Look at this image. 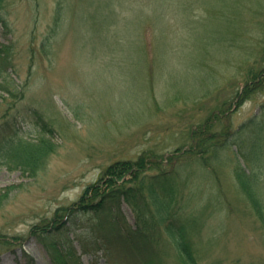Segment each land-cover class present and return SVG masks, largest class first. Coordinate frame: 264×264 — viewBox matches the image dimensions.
Listing matches in <instances>:
<instances>
[{"label":"rangeland","instance_id":"1","mask_svg":"<svg viewBox=\"0 0 264 264\" xmlns=\"http://www.w3.org/2000/svg\"><path fill=\"white\" fill-rule=\"evenodd\" d=\"M100 1L1 4L0 48H8L11 62L0 65V136L15 131L28 141L44 138L51 152L32 176L0 165V234L21 239L0 244V264H54L29 233L33 225H45L58 208L71 206L115 161L186 150L191 128L212 113L221 117L215 136L227 138L212 167L179 157L183 166L170 181L155 182L156 172H146L143 191L152 208L151 186L172 199L171 210L199 250V264H264V222L237 182L236 171L249 166L233 140L264 141V82L245 101L235 98L249 72L264 75V0H204L187 11L174 0H112L103 6L111 13L106 24L95 10ZM139 33L147 56L128 43L133 38L138 47ZM262 161L257 183L264 204ZM107 217L92 209L76 212L49 241L65 251L73 246L81 264H127L91 239V229ZM117 219L134 227L125 201Z\"/></svg>","mask_w":264,"mask_h":264},{"label":"trees","instance_id":"2","mask_svg":"<svg viewBox=\"0 0 264 264\" xmlns=\"http://www.w3.org/2000/svg\"><path fill=\"white\" fill-rule=\"evenodd\" d=\"M118 1L119 4L123 3V0ZM199 1L204 2V0H196L195 2L192 0H174L175 7L182 11H187ZM205 1L209 2V0ZM2 2L3 0H0V7ZM111 2L112 0H102L95 9L104 13L101 15L104 16L101 17V24H106L105 19L111 17V13L104 11V7H110ZM90 3L92 4V1ZM100 4L102 11H100L101 8H98ZM86 7L90 6L86 5ZM62 10L63 7L59 3L56 7L53 23L55 28L61 21ZM153 11L156 13V10ZM88 16L84 14L80 19L86 23L90 20ZM2 20L3 16L0 14V21ZM54 35L53 30L47 39ZM140 35L141 33H139L138 47L134 46L136 41L133 38L128 43L133 44L131 46L132 52L147 56L148 51L146 46L143 48V44L141 45ZM125 45L127 47L122 46L123 52L129 48L127 43ZM10 62L8 48L5 46L0 48V65L3 64L6 68ZM263 82L264 75L249 72L244 87L235 96L237 103H240V100L245 101L247 94L253 89H259ZM218 121H221V117L212 113L202 123L192 127L190 144L186 150L181 149V153L177 149L172 154L165 156L150 151L142 153L136 160H119L111 163L96 182L86 187L76 202L71 206L58 208L52 219L47 221V224L33 225L29 233L36 236L44 244L54 264H81L73 246H70L67 251L63 250L53 236V240L49 241L50 234L59 231L64 226V221L71 222V218L76 212L92 209L105 213L109 217L91 229L90 235L93 243L98 248L104 247L108 251H114L127 264H199V250L194 243L193 236L191 237L188 231L187 224L171 210L172 199L169 198L166 201L164 195L159 194L151 186L149 196L152 199V208L151 200H147L143 191L141 177L147 175L146 172L148 171H154L156 172L153 176L155 182L170 181L177 167L183 166V164L178 165L179 157L182 158L186 155L189 157L188 159L199 162L203 167H212L216 154L227 139L224 138L220 142L215 136L216 132L213 131V127ZM245 128L246 126L242 125L239 133ZM240 137L238 139L233 138V140L240 143L238 146L243 152L244 162L249 166L247 167L249 171L240 168L239 171H236L235 176L242 193L255 214L261 219V222H264V204L258 197L261 190L257 183L258 170H260V166L263 164L262 160H264V141L261 136H251L249 142H247L249 136ZM50 145V142L44 138L39 141H28L12 131L9 135L0 136V165L9 170H20L22 173L32 176L42 167L50 154ZM4 196V194H0V199ZM120 200L125 201L132 208L135 214L134 227L118 222ZM1 206L2 202L0 201V208ZM3 237L0 234V244H11L16 243V241L20 243L21 240L18 236L11 240L9 238L3 240L5 239ZM80 245L86 252L84 241H81Z\"/></svg>","mask_w":264,"mask_h":264}]
</instances>
